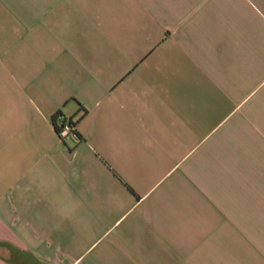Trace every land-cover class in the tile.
Listing matches in <instances>:
<instances>
[{"label":"crops","instance_id":"1","mask_svg":"<svg viewBox=\"0 0 264 264\" xmlns=\"http://www.w3.org/2000/svg\"><path fill=\"white\" fill-rule=\"evenodd\" d=\"M0 264H264V0H0Z\"/></svg>","mask_w":264,"mask_h":264},{"label":"built area","instance_id":"2","mask_svg":"<svg viewBox=\"0 0 264 264\" xmlns=\"http://www.w3.org/2000/svg\"><path fill=\"white\" fill-rule=\"evenodd\" d=\"M57 131L61 142L65 145L77 144L81 141V135L78 132L77 125L73 120L63 114L57 116Z\"/></svg>","mask_w":264,"mask_h":264},{"label":"trees","instance_id":"3","mask_svg":"<svg viewBox=\"0 0 264 264\" xmlns=\"http://www.w3.org/2000/svg\"><path fill=\"white\" fill-rule=\"evenodd\" d=\"M54 123L55 125H57V117L54 119Z\"/></svg>","mask_w":264,"mask_h":264}]
</instances>
